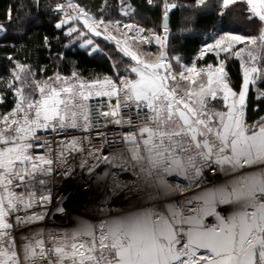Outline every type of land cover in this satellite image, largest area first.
<instances>
[{"label": "snow or ice", "instance_id": "obj_1", "mask_svg": "<svg viewBox=\"0 0 264 264\" xmlns=\"http://www.w3.org/2000/svg\"><path fill=\"white\" fill-rule=\"evenodd\" d=\"M119 2L121 17L132 18V6ZM208 6L194 0L191 8ZM233 6L258 34L223 31L200 50L202 66L169 55L167 23L161 35L113 18L107 0L99 14L76 0L8 7L5 39L17 38L8 35L13 26L23 39L38 19L30 12L43 7L56 14L66 48L101 54L100 37L114 48L104 53L112 74L91 80L76 71L40 79L7 57L0 264H264V116L247 119L250 87L264 99V0H222L218 14ZM178 7L165 0L166 22ZM230 61L242 73L238 88ZM81 173L127 203L114 211L106 196L86 216L70 217L57 177Z\"/></svg>", "mask_w": 264, "mask_h": 264}, {"label": "trees", "instance_id": "obj_2", "mask_svg": "<svg viewBox=\"0 0 264 264\" xmlns=\"http://www.w3.org/2000/svg\"><path fill=\"white\" fill-rule=\"evenodd\" d=\"M45 2H54V0H41ZM82 6L93 13H98V9L104 5V0H76ZM165 0H125L133 9L131 20L139 22L146 29H155L159 34H163V3ZM194 0H178L179 7L169 12V47L170 56H179L182 63L195 61L198 66L203 65V60H196L199 51L210 40L215 38L212 34L217 31L222 34L223 31H234L241 34H258V27L245 20L244 15L237 6H233L231 11L226 10L223 16L218 14L219 6L222 0H209L207 8L193 10L191 5ZM28 3V0H0V23L7 25L5 12L8 7L15 9L19 4ZM107 11L113 18L126 20L120 14L119 0H107ZM34 23L30 29H25L23 39L18 37L23 33H18L15 26L9 32L10 37L5 39V33H0V81L6 82L10 76V69L13 61L19 60L22 63L31 65L37 77L44 79L59 72L63 76H69L73 71L81 74L85 79H93L111 75L112 61L104 53H109L114 48V44L103 41V38H96L97 43L104 49V53L93 54L90 49L76 46L66 48L69 43L62 32L55 27L56 14L49 12L41 7L30 12ZM48 37V44L44 43V37ZM63 53L64 59L59 58ZM11 56L13 61L7 57ZM210 63H214L209 57H205ZM39 69H45L41 72ZM227 70L231 77V83L237 88L242 83V73L238 61H230ZM12 96L7 95L5 105H0V111H5L11 107ZM264 116V99H257L255 87H250L249 104L247 119L249 123L259 120Z\"/></svg>", "mask_w": 264, "mask_h": 264}, {"label": "built area", "instance_id": "obj_3", "mask_svg": "<svg viewBox=\"0 0 264 264\" xmlns=\"http://www.w3.org/2000/svg\"><path fill=\"white\" fill-rule=\"evenodd\" d=\"M95 143H96V145L98 144L100 146L99 140H96ZM80 178H83L86 181V178L84 177V175L82 173L81 174H74L72 177H70L68 179H64L63 177H57V180L59 181L57 187L60 190V195L63 196L65 199L67 198V196L69 197V193L73 192L72 191L73 189L70 190L68 193L67 191H65V188L68 186V184L70 182H73V180L80 179ZM126 178L127 177H123V176L121 177V179H126ZM90 185L92 186V190L81 200V202L77 201V202L73 203L74 206L78 205L77 207L79 208V210H81L80 211L81 215L86 216L88 213H90L94 209V207L97 205V203L102 201L106 196L111 198L110 204L113 207L114 211H119L122 208L121 205H123L124 201L121 204V199H120L119 195L114 194L110 189H104V188L97 189L91 183H90ZM64 200H63V202H64ZM120 206H121V208H120ZM51 223L57 224V223H60V221L53 219L51 221Z\"/></svg>", "mask_w": 264, "mask_h": 264}, {"label": "bare ground", "instance_id": "obj_4", "mask_svg": "<svg viewBox=\"0 0 264 264\" xmlns=\"http://www.w3.org/2000/svg\"><path fill=\"white\" fill-rule=\"evenodd\" d=\"M97 146L99 145L97 144ZM70 190H72L73 192L69 193ZM91 190H92V186L90 185V183H86V181L83 178L73 180V182H70L68 186L65 188V191H67L70 194L69 199L71 202H73L71 200L72 198L76 199L80 197V199L81 198L83 199ZM123 201H126V200L121 199V203ZM77 206H76V209L78 210L79 208Z\"/></svg>", "mask_w": 264, "mask_h": 264}, {"label": "rangeland", "instance_id": "obj_5", "mask_svg": "<svg viewBox=\"0 0 264 264\" xmlns=\"http://www.w3.org/2000/svg\"><path fill=\"white\" fill-rule=\"evenodd\" d=\"M168 2H175V3H177L178 4V0H168ZM125 19H127V18H125ZM130 19V18H129ZM153 46L155 45L154 44V41H153V44H152ZM152 46V47H153ZM152 50V49H151ZM154 50V49H153ZM151 58V57H150ZM70 195V194H69ZM75 198H76V196H75ZM73 202H71L70 201V199H69V197L67 196V198L64 200V202H63V204H64V206H65V208L67 209V213H68V215L70 216V217H72V218H75V217H77V216H81V210H77L76 209V206H74L73 205V203L74 202H77V201H80L81 202V200H82V198L80 199V197L79 198H76V199H74V198H72L71 199ZM125 203H127L126 201H124ZM123 202V205L125 204ZM122 204V203H121ZM123 205H121L122 207H123ZM121 206H120V208H121ZM57 221H59V220H57ZM61 222H63V223H67V220H65V221H60V223Z\"/></svg>", "mask_w": 264, "mask_h": 264}, {"label": "crops", "instance_id": "obj_6", "mask_svg": "<svg viewBox=\"0 0 264 264\" xmlns=\"http://www.w3.org/2000/svg\"><path fill=\"white\" fill-rule=\"evenodd\" d=\"M132 10H133V9H130V11H132ZM124 21H125V22H130V23H136V22H134L133 20H131V18H130V19L127 18V19L124 20ZM212 34L215 35V37L218 35L217 31H213ZM211 41H212V40H210L209 43H210ZM154 43H155V42H154ZM152 46H153V45H152ZM156 47H157L156 45H154L153 47H151V49H152L151 51L155 52V51H156ZM153 49H154V50H153ZM201 49H202V48H201ZM199 52H200V51H199ZM154 58H155V57H151V58L149 57V59H154Z\"/></svg>", "mask_w": 264, "mask_h": 264}, {"label": "water", "instance_id": "obj_7", "mask_svg": "<svg viewBox=\"0 0 264 264\" xmlns=\"http://www.w3.org/2000/svg\"><path fill=\"white\" fill-rule=\"evenodd\" d=\"M165 23L168 24V27L170 26L169 16H168V21H167V22L163 19V22H162V28H163V25H164Z\"/></svg>", "mask_w": 264, "mask_h": 264}]
</instances>
